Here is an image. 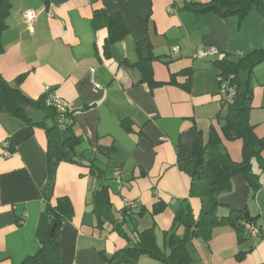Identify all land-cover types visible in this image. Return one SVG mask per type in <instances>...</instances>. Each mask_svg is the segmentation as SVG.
<instances>
[{
	"label": "crops",
	"instance_id": "crops-1",
	"mask_svg": "<svg viewBox=\"0 0 264 264\" xmlns=\"http://www.w3.org/2000/svg\"><path fill=\"white\" fill-rule=\"evenodd\" d=\"M209 1L10 0L0 34V76L13 86L23 76L18 87L31 99L48 88L65 101L73 113L71 132L80 139L76 162H60L55 170L51 203L66 197L73 209L57 230L59 264H126L108 260L148 229L169 255L168 236L184 234L179 218L185 207L194 219L211 210L220 219L235 210L253 220L243 223L241 239L228 224L216 226L207 241L191 239L187 264H264V189L253 192L236 175L215 205L210 170L203 166V178L193 180L195 165L187 162L193 143H206L211 131L220 152L241 162V141L222 134L227 105L213 60L264 49V19L257 11L239 20L188 8ZM26 11L35 13L32 22L23 19ZM95 14L120 15L127 35L108 44ZM209 49L218 55L194 57ZM148 55L156 59L150 79H143L137 63ZM252 84L249 124L264 141V64L253 70ZM42 117L35 114V120ZM5 143L8 158L2 156ZM261 157L264 162V149ZM49 158L43 127L0 113V264H22L39 250L36 228L46 207ZM89 162L109 178L118 223L125 205H132L131 219L119 231L97 227L90 201L99 182L89 175ZM253 169L258 171L256 162ZM136 264L158 263L141 255Z\"/></svg>",
	"mask_w": 264,
	"mask_h": 264
},
{
	"label": "trees",
	"instance_id": "trees-1",
	"mask_svg": "<svg viewBox=\"0 0 264 264\" xmlns=\"http://www.w3.org/2000/svg\"><path fill=\"white\" fill-rule=\"evenodd\" d=\"M11 8L10 0H0V34L5 26V19ZM190 8L195 13L212 14L222 18L232 15L238 16L239 20L251 11H257L264 19V0H210L206 4H191ZM94 23L105 26L107 29V43L122 40L128 33L127 27L118 14L105 15L95 14ZM1 52V50H0ZM156 59L152 55L146 58L140 57L139 66L142 78L150 79L151 62ZM264 64V49L255 50L248 54H223L213 60V65L218 70L220 95L227 105L225 122L222 126V134L228 141H241V162L235 163L219 150V138L211 131L206 143L201 138L193 143L192 156L187 162L194 163L195 173L193 180L203 178V166H206L213 177L210 194L215 205L222 194L232 189L231 179L241 175L253 192L264 189V162L261 153L264 149V141L255 136L252 126L249 124V112L253 91V70ZM23 76L16 79L14 86L5 82L0 76V113L17 118L23 123L39 126L45 129L48 139V152L56 150L54 161L49 160L48 180L42 190V199L46 204L40 214L36 228V238L39 243L38 252L26 258L22 264H59V243L57 230L60 224L71 218L73 209L66 197L57 198L51 203L54 185L55 170L60 162H76L79 156L76 148L80 139L71 132L73 113L66 109L59 111L54 105L47 102V93L37 100L25 96L19 89ZM41 113L42 119L35 120V114ZM50 122L49 127L46 123ZM8 150H10L8 148ZM258 165V171H254L253 163ZM89 175L98 180L99 187L91 191L92 212L97 217L98 226L103 229L108 225L112 230H121L122 223L131 219L132 205L126 204L122 210L120 223L113 217L112 205L109 197V186L106 173L100 170L93 162H89ZM245 211L229 212L228 216L218 218L215 211L201 212L194 219L189 208L185 207L180 218L179 226L184 228V234L168 236L166 244L170 248V254L164 255L156 246L152 229L145 230L135 237L123 250L115 253L110 263L123 262L136 264L141 255H147L157 261L158 264H187L190 261L186 245L193 238L209 240L213 229L220 224H228L235 228L237 236L246 233L243 223L252 224V218L245 216ZM22 220L17 222L20 225ZM57 225L52 236L50 231Z\"/></svg>",
	"mask_w": 264,
	"mask_h": 264
},
{
	"label": "built area",
	"instance_id": "built-area-1",
	"mask_svg": "<svg viewBox=\"0 0 264 264\" xmlns=\"http://www.w3.org/2000/svg\"><path fill=\"white\" fill-rule=\"evenodd\" d=\"M23 19L26 22H32L35 19V13H33L32 11H26L23 14ZM215 55H218V51L216 49H209V50H201L197 52L194 57L199 59H204L207 57H213ZM45 92L48 95L47 102L49 104L54 105L57 110L62 112L67 109V104L65 101L52 94L48 88H46ZM2 148H3L2 156L8 158L10 156L8 151L9 148L8 143L3 144Z\"/></svg>",
	"mask_w": 264,
	"mask_h": 264
},
{
	"label": "water",
	"instance_id": "water-1",
	"mask_svg": "<svg viewBox=\"0 0 264 264\" xmlns=\"http://www.w3.org/2000/svg\"><path fill=\"white\" fill-rule=\"evenodd\" d=\"M50 157H51L52 161L55 160V157H56V150H51V151H50ZM245 216H248V213H245ZM56 228H57V225H56V226L54 225V226L52 227V229H51V231H50V236L53 235V233H54V231H55Z\"/></svg>",
	"mask_w": 264,
	"mask_h": 264
}]
</instances>
